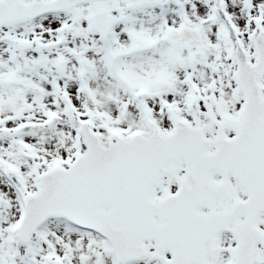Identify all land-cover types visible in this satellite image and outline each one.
<instances>
[{
  "label": "snow or ice",
  "instance_id": "obj_1",
  "mask_svg": "<svg viewBox=\"0 0 264 264\" xmlns=\"http://www.w3.org/2000/svg\"><path fill=\"white\" fill-rule=\"evenodd\" d=\"M0 264H264V0H0Z\"/></svg>",
  "mask_w": 264,
  "mask_h": 264
}]
</instances>
